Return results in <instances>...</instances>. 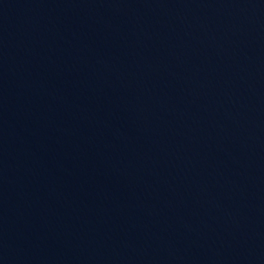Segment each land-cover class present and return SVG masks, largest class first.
Instances as JSON below:
<instances>
[{
	"label": "water",
	"instance_id": "1",
	"mask_svg": "<svg viewBox=\"0 0 264 264\" xmlns=\"http://www.w3.org/2000/svg\"><path fill=\"white\" fill-rule=\"evenodd\" d=\"M0 264H264V0H0Z\"/></svg>",
	"mask_w": 264,
	"mask_h": 264
}]
</instances>
